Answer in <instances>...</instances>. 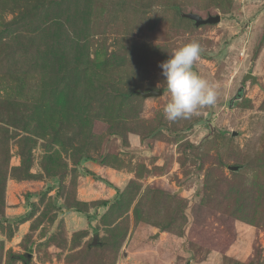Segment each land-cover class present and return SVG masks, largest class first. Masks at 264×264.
Here are the masks:
<instances>
[{"label": "rangeland", "instance_id": "rangeland-1", "mask_svg": "<svg viewBox=\"0 0 264 264\" xmlns=\"http://www.w3.org/2000/svg\"><path fill=\"white\" fill-rule=\"evenodd\" d=\"M0 264H264V0H0Z\"/></svg>", "mask_w": 264, "mask_h": 264}, {"label": "water", "instance_id": "water-1", "mask_svg": "<svg viewBox=\"0 0 264 264\" xmlns=\"http://www.w3.org/2000/svg\"><path fill=\"white\" fill-rule=\"evenodd\" d=\"M181 17L189 19L191 21L194 22L195 26L199 27L202 25H207V24H217L220 21V17L219 16H208L206 19H203L202 17H200L197 14H193V13H188V14H183L180 13ZM245 80L246 79H251L252 82H255V78L253 75L251 74H246V76L244 77ZM143 98H151V97H158L162 94L161 91H154L151 90L147 93L144 92H140L139 93ZM230 170L232 171H237L238 167H229Z\"/></svg>", "mask_w": 264, "mask_h": 264}]
</instances>
